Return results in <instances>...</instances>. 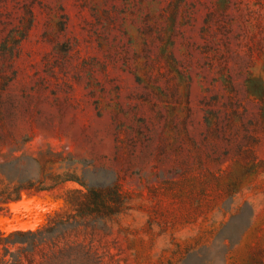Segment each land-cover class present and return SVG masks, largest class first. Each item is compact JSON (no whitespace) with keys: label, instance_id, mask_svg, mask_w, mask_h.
Masks as SVG:
<instances>
[{"label":"rangeland","instance_id":"obj_1","mask_svg":"<svg viewBox=\"0 0 264 264\" xmlns=\"http://www.w3.org/2000/svg\"><path fill=\"white\" fill-rule=\"evenodd\" d=\"M0 264H264V0H0Z\"/></svg>","mask_w":264,"mask_h":264},{"label":"trees","instance_id":"obj_2","mask_svg":"<svg viewBox=\"0 0 264 264\" xmlns=\"http://www.w3.org/2000/svg\"><path fill=\"white\" fill-rule=\"evenodd\" d=\"M114 196L116 197V201L119 203L120 202V199H121V195L118 192V189H116V188L114 189Z\"/></svg>","mask_w":264,"mask_h":264}]
</instances>
